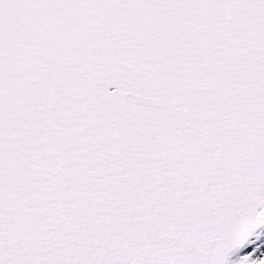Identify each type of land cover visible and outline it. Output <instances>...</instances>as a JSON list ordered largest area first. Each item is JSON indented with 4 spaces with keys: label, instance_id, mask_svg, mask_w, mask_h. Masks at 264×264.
I'll list each match as a JSON object with an SVG mask.
<instances>
[{
    "label": "snow or ice",
    "instance_id": "6c2138e0",
    "mask_svg": "<svg viewBox=\"0 0 264 264\" xmlns=\"http://www.w3.org/2000/svg\"><path fill=\"white\" fill-rule=\"evenodd\" d=\"M0 264H264V0H0Z\"/></svg>",
    "mask_w": 264,
    "mask_h": 264
}]
</instances>
